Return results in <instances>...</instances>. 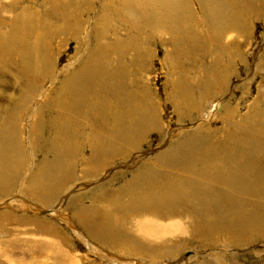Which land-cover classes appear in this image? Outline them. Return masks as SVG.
Wrapping results in <instances>:
<instances>
[{"label":"rangeland","instance_id":"1","mask_svg":"<svg viewBox=\"0 0 264 264\" xmlns=\"http://www.w3.org/2000/svg\"><path fill=\"white\" fill-rule=\"evenodd\" d=\"M52 1L0 0V136L11 128L0 149L20 151L0 178V264H264V0H223L215 19L209 1L168 0L155 27L141 0ZM25 9L50 31L40 63L24 58L36 30ZM229 173L245 177L244 201L230 202ZM44 175L55 176L47 201L30 191ZM172 180L185 187L155 206L179 218L174 230L149 237L153 253L113 249L144 242L128 223L147 208L132 200ZM203 192L220 201L200 204Z\"/></svg>","mask_w":264,"mask_h":264},{"label":"bare ground","instance_id":"2","mask_svg":"<svg viewBox=\"0 0 264 264\" xmlns=\"http://www.w3.org/2000/svg\"><path fill=\"white\" fill-rule=\"evenodd\" d=\"M54 1V0H53ZM52 1V2H53ZM131 0H127L126 1V3L127 4H129V2H130ZM205 1H209L208 2V4L205 6L206 8L204 9L205 10V14H207V18L209 19V18H213V19H215L216 17L217 18H219L220 16L219 15H221V12H222V6L221 7H219V5H221L222 3H223V0H205ZM204 1V2H205ZM140 2V1H139ZM169 2H170V0H169ZM232 2V1H231ZM54 3V2H53ZM178 3H179V1H178ZM168 0H145V2L143 3L142 2V0H141V7H143V9H144V11H146L145 13H146V15L148 14L149 16V22L151 23V21H152V25H154V27H155V25H157V23H159V22H164V21H166V22H168V20H169V18H170V16H168L169 14H166L167 13V11L169 10V8H168ZM56 6V5H55ZM126 6H128V5H126ZM162 7H167L168 8V10L167 9H165V8H162ZM142 9V10H143ZM172 9V8H171ZM27 10V11H26ZM25 11H26V13H24V14H26V16H24V20H22V21H24L25 23H26V25L28 24L29 26H33V25H35L36 26V30L35 31H33L32 29V33L29 35V36H33V39H35L34 40V45L32 46L33 48H34V50L30 47H28L29 49L27 50V51H29V52H27V51H23V52H26L25 53V55H27L28 57H24L25 58V61L27 60V62L28 61H30V58L29 57H31V56H35L34 58H35V60H39V63H40V60H42L41 59V57L43 58V55H41V53H39L40 52V49H39V44L41 43L42 44V41L43 40H41V33L43 32L44 33V35H43V38L45 37V35H47V34H49V32L47 31V25L45 26L44 24H41V22H39V19L37 18V17H35L34 18V16H33V14H28L29 13V11H28V9H25ZM140 11H141V9H140ZM192 11V10H191ZM223 13V12H222ZM214 15V17L212 16L211 17V15ZM141 15V14H140ZM219 16V17H218ZM169 17V18H168ZM223 17V16H222ZM239 17V16H238ZM14 18V17H13ZM237 18V17H236ZM212 19V20H213ZM13 20V19H12ZM154 20V21H153ZM217 20V19H216ZM15 21H16V19H15ZM21 21V22H22ZM179 21V20H178ZM218 21V20H217ZM14 22V21H13ZM42 22H44L43 20H42ZM165 22V23H166ZM232 22H233V20H232ZM234 22H235V20H234ZM233 22V24H231V25H234L235 23ZM238 22V21H237ZM16 23H18V22H16ZM16 23H14V24H16ZM36 23H37V25H36ZM18 24H21V23H18ZM17 24V25H18ZM238 24V23H237ZM16 25V26H17ZM24 25V24H23ZM180 25V24H179ZM236 26V25H235ZM22 27V26H21ZM16 28V27H15ZM18 28V27H17ZM34 28V27H33ZM40 28H41V30H40ZM12 29V28H11ZM49 29V28H48ZM10 30V29H9ZM23 30V29H22ZM171 30V29H170ZM11 31V30H10ZM9 31V32H10ZM23 31H25V30H23ZM28 31V30H27ZM41 31V32H40ZM45 31V32H44ZM21 32V31H20ZM52 32V31H51ZM29 33V32H28ZM17 35V34H16ZM25 35V34H24ZM24 35H22V36H24ZM7 33H6V35H5V37L7 38ZM3 37V36H2ZM12 37V36H11ZM17 37V36H16ZM20 37V36H19ZM1 38V37H0ZM9 38V37H8ZM21 38V37H20ZM42 38V39H43ZM3 39V38H2ZM1 39V40H2ZM15 38H14V36H13V38L11 39L12 40V44L14 43L13 42V40H14ZM29 40L31 39V37H29L28 38ZM105 40V39H104ZM4 41V39L1 41V42H3ZM26 41H28V40H26ZM28 45V44H27ZM42 47V46H41ZM43 48V47H42ZM35 49H36V51H35ZM34 51V52H33ZM28 53V54H27ZM32 53H33V55H32ZM40 54V55H39ZM40 57H39V56ZM23 56H24V53H23ZM36 61V62H37ZM31 64H32V62H30ZM217 65V64H216ZM215 65V66H216ZM25 66H27L26 64H25ZM28 67V66H27ZM90 68V67H89ZM96 70V69H95ZM88 71H90V70H86L85 69V72L84 73H87ZM91 72V71H90ZM87 75V74H86ZM79 76H84V74H80ZM77 79V78H76ZM87 80V77H85L83 80H84V82H87L86 80ZM77 81L78 80H76V81H73V80H71L70 82L71 83H73V85H74V87L75 86H77ZM80 82V81H79ZM82 86V85H81ZM92 86V85H91ZM83 87V86H82ZM69 88V87H68ZM79 88V87H78ZM91 89V88H90ZM84 94V93H83ZM85 95V94H84ZM65 102V101H64ZM189 104V103H188ZM187 104V105H188ZM152 107V106H151ZM68 108V107H67ZM148 111V110H147ZM149 112H150V110H149ZM143 110H140V113H139V117H141L142 119H139V117H138V119H139V121H141V120H143ZM137 114H138V112H137ZM8 120V119H7ZM144 121V120H143ZM148 122V121H147ZM145 123V122H144ZM5 127V126H4ZM9 129H11L10 127L7 129V128H4V130H3V132H2V134H4V136L3 135H1L0 136V140L3 142L4 141V138L6 137L7 139H9L5 134H8V133H10L9 132ZM8 132V133H7ZM10 137V136H9ZM7 143V142H6ZM5 143V144H6ZM15 143V142H14ZM4 144V143H3ZM4 144V145H5ZM11 144H13L12 142H11ZM3 145V146H4ZM64 146V145H63ZM19 147V146H18ZM18 147L16 148V145H12V147H11V151H12V156H10L9 154H8V152L7 151H5L4 149H2V152L0 151V178H1V176H2V178L3 179H5L6 177L7 178H10V176H12L13 175V172H15L16 171V169L14 168V167H12L11 166V163H10V161L8 160V157L9 158H11V157H15V158H19L20 157V154H18L20 151H19V149H18ZM70 148V147H69ZM0 149V150H1ZM214 149V148H213ZM216 149V148H215ZM62 152H63V159L61 160V161H63V162H69L70 163V160L71 159H69L68 157L70 156V152L68 151V150H64V147H62ZM61 154V153H60ZM208 154V153H207ZM211 154V153H210ZM7 158V161H5V159ZM200 158V157H199ZM205 158H207V157H205ZM217 158V157H216ZM13 160H15V159H13ZM12 160V161H13ZM21 160V159H20ZM232 160V159H231ZM253 160V159H252ZM9 161V162H8ZM98 161V160H97ZM222 161V160H221ZM230 161V160H229ZM18 162V161H17ZM237 162V161H236ZM13 163H14V161H13ZM210 163H212V165H213V163L214 162H211L210 161ZM96 164V163H95ZM93 165L92 166V168L93 169H95V168H98L99 166H98V164L97 165ZM219 164V163H218ZM218 164L216 163V165H213V166H208V167H211V170H213V171H215V169H217V166H218ZM225 164V163H224ZM227 164H229V162L228 163H226V165ZM254 164V163H253ZM13 166H14V164H12ZM90 165H91V163H90ZM226 165H223V166H226ZM262 165V164H261ZM264 165V164H263ZM96 166V167H95ZM258 166V165H257ZM205 167V166H204ZM235 167H237V170H238V165H235ZM263 167V166H262ZM58 172L60 173L59 174V176H63V178L64 177H66L67 175H68V173H67V168H68V166H61V164H59L58 165ZM207 168V167H206ZM223 168V167H222ZM253 167H252V165H250L249 166V171H250V169H252ZM260 168V167H259ZM12 169H13V172H12ZM206 170V169H205ZM209 171V170H208ZM233 171V170H232ZM241 171V170H240ZM231 172V171H230ZM236 172V171H235ZM214 173V172H213ZM257 173V172H256ZM262 173V172H261ZM218 174H219V172H218ZM221 174V173H220ZM230 174V173H229ZM233 174V173H232ZM232 174H230V175H227V177H225V178H227L224 182H225V184L227 183V186H229L230 185V187H231V189H232V191L233 192H231L232 193V195H233V197L231 196L230 198H229V200H230V202L234 199V200H236V195L237 196H239V197H237V199L238 200H242V201H244L243 200V192H241L240 193V189H244L245 188V186H244V188H243V186H242V188H240L239 186H241L243 183H244V180H242V179H244L240 174H236L235 176H233ZM243 174V173H242ZM251 175V174H250ZM245 176V175H244ZM54 177L55 176H53V178H48V176L46 175H44V177H41V176H37L36 177V179L33 181V183L31 184V188H30V191H31V193L32 194H37V197L38 196H40V197H42V199H44L45 201H47V200H51V198H52V195H50L49 194V192H48V188L49 189H51L52 190V192L54 193V190L55 189H53V185H54ZM150 177V176H149ZM247 178L249 179V180H247ZM246 178V180L248 181H246L245 183L247 184H250V182L251 181H255L256 179L254 178V177H252V176H249L248 175V177ZM218 179V178H217ZM149 181V180H148ZM176 181L177 180H172L171 181V183L170 184H168V185H166V188H159L158 190L159 191H156V192H147L146 194H144L145 195V197L143 198L142 196H141V198L140 199H136V200H132L133 201V205H141V204H143L142 206H140L139 208H143L144 206H145V208H147L146 210L147 211H145V213L143 212H141L142 214H139V215H135L134 217H133V219L134 220H132V221H130L129 223H128V230L130 231L131 229H135V230H137V232H141L138 228H141V229H143V231L144 232H142V234L145 236V237H147V238H143V241L144 242H141V241H137V240H132L131 239V242L129 243V242H124V245H120L119 244V242H120V240L119 241H117V240H115V239H117V238H115L114 239V237L115 236H117V234H109V237H111V236H113V239L115 240V241H110V240H112V239H110L109 241H110V245H111V247L113 248V249H120L121 251H125V252H129V253H131V252H138V253H140V254H144V253H147V252H151V253H153L152 252V247H154L155 245H153V241H149L148 239H150L149 237H154V239H156L157 237L156 236H158V235H156L155 234V232H161V233H168L171 229L172 230H174L173 229V227H176V224H178L177 223V221H179V218H176V219H174L175 217H174V214L173 215H171L170 213V215L171 216H173V218H171L170 216H168V215H166L165 213H163L162 212V210H163V208H164V206L162 207V205L160 204V206L162 207V208H160V207H156L155 206V204L156 205H158L160 202L162 203V202H164V201H170L171 202V199L173 198V191H176V190H178V188H180V187H176L177 185H183L184 187H185V185L184 184H178V183H176ZM213 181H215V178L213 179ZM218 181H220V179H218ZM177 184L176 186H174V185H172V184ZM256 183V182H255ZM264 184V183H263ZM144 185V184H143ZM171 185V186H170ZM209 185H210V187H211V184H210V182H209ZM215 185V184H214ZM251 185V184H250ZM252 185H257V183L256 184H252ZM182 187V186H181ZM189 187V186H188ZM261 187V186H260ZM263 187V186H262ZM176 188V189H175ZM183 188V187H182ZM191 188V187H190ZM251 188H253L252 186H249L248 188H246V189H251ZM259 188V187H258ZM175 189V190H174ZM256 189V188H255ZM173 190V191H172ZM180 190H182V189H180ZM209 190V189H208ZM208 190H206V192L208 191ZM245 190V189H244ZM183 191V190H182ZM191 191V190H190ZM211 191V190H210ZM185 192H187V191H185ZM199 191H197V193H198ZM261 192H263V191H261ZM204 193V192H203ZM264 193V192H263ZM207 193H204L203 195H206ZM211 194H213L212 196H210V193L209 194H207L206 196H205V198H207L208 200H206V199H203V197L202 198H200L201 200L199 201V203L200 204H202L203 202L206 204L207 202V204H209V205H211L212 203L215 205L216 203H218V201H220V196L219 195H215V194H217V192H212ZM50 195V196H49ZM143 195V196H144ZM183 195V194H182ZM231 195V194H230ZM234 195H235V197H234ZM198 196V195H197ZM263 195H261V197H262ZM177 197V196H176ZM181 198V197H180ZM184 198V197H183ZM260 198V197H259ZM141 199H143V200H141ZM193 199V198H192ZM195 199H198L197 197H195L194 198V200ZM212 199V200H211ZM261 199V198H260ZM173 200V199H172ZM179 200V199H178ZM128 201V200H127ZM196 204H198L197 203V200H195L194 201ZM202 202V203H201ZM191 203V202H190ZM241 203V202H240ZM132 204V203H131ZM192 204V203H191ZM212 204V205H213ZM171 205V204H170ZM194 205V204H193ZM213 205V206H214ZM155 206V207H154ZM151 207V208H150ZM169 207V206H168ZM202 208H204V206H202L201 207V209ZM107 209V208H106ZM133 209V208H132ZM171 209H172V207H171ZM171 209H169L170 210V212H172L171 211ZM102 210V209H101ZM111 210V209H110ZM113 210V209H112ZM203 210V209H202ZM91 211V210H90ZM115 211V210H114ZM121 211V210H120ZM132 211V210H131ZM175 211V210H174ZM101 212V211H100ZM165 212V211H164ZM210 212V211H209ZM103 213H105V215L103 214ZM102 214L104 215H102L104 218V221L105 222H102V223H104L105 224V226H103V227H105L106 229L107 228H109V229H107L108 230V232H110L114 227H113V225L116 223V222H119V220L117 219V217H115V214L113 213L112 215H111V213H109V211L106 213L105 211L103 212ZM135 213V212H134ZM86 214V213H85ZM84 214V215H85ZM133 214V213H132ZM137 214V213H136ZM204 213H200V214H198V218L195 220L196 221V223H197V225H199V226H203L204 228H206L207 226H208V224H207V222H210L209 221V216L207 217L205 214L203 215ZM209 214V213H208ZM88 216L89 215H91V217H92V214L90 213V214H87ZM97 215V214H96ZM120 215V214H119ZM179 215V214H178ZM81 216V215H80ZM181 216V215H180ZM190 216V215H189ZM203 216H205V218H202ZM236 216H238V215H236ZM124 217V216H123ZM228 217V216H227ZM92 218H94V217H92ZM91 218V219H92ZM127 218H129V217H127ZM166 218V219H165ZM167 218H169V219H172L173 221H170V220H167ZM186 218V217H185ZM189 218V217H188ZM192 218V217H191ZM194 218V217H193ZM131 219V218H130ZM164 219H165V221H164ZM183 219H184V216H183ZM213 219V218H212ZM124 220H126V217H125V219ZM188 220H190V219H188ZM206 220H208L207 222H206ZM228 220H229V218H228ZM121 221V220H120ZM128 221V220H127ZM187 221V220H186ZM123 223V222H122ZM185 223V222H184ZM183 223V224H184ZM215 223V222H214ZM255 224H257V223H255ZM90 225V224H89ZM116 225V224H115ZM110 226V227H109ZM250 226V225H249ZM132 227V228H131ZM203 227H202V229H203ZM101 228V227H100ZM185 228V227H184ZM229 228V227H228ZM103 229V228H102ZM175 229H177V228H175ZM182 229V228H181ZM93 230V229H92ZM104 230V229H103ZM110 230V231H109ZM122 230V229H121ZM94 231V230H93ZM102 231V230H101ZM113 232H115L114 230H112ZM111 231V232H112ZM187 231H188V229H187ZM135 232V231H134ZM182 232V231H181ZM126 233V232H125ZM128 233V232H127ZM179 233V232H178ZM100 234V233H99ZM106 234V233H105ZM131 234V233H130ZM101 235V234H100ZM162 235V234H161ZM128 236V235H127ZM138 236H139V234H138ZM160 236V235H159ZM232 236V235H231ZM100 237V236H99ZM118 237V236H117ZM130 237V236H129ZM143 237V236H142ZM138 238V237H137ZM233 238V237H232ZM153 239V238H152ZM107 240V239H106ZM128 240V239H127ZM137 242V243H135L134 244V242ZM234 241V240H233ZM147 242V243H146ZM152 244V245H149V244ZM131 244V245H130ZM152 246V247H151Z\"/></svg>","mask_w":264,"mask_h":264},{"label":"water","instance_id":"3","mask_svg":"<svg viewBox=\"0 0 264 264\" xmlns=\"http://www.w3.org/2000/svg\"><path fill=\"white\" fill-rule=\"evenodd\" d=\"M43 212H46V211H43ZM48 212V211H47Z\"/></svg>","mask_w":264,"mask_h":264}]
</instances>
